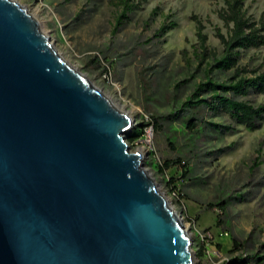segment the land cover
I'll return each mask as SVG.
<instances>
[{"label":"water","instance_id":"water-1","mask_svg":"<svg viewBox=\"0 0 264 264\" xmlns=\"http://www.w3.org/2000/svg\"><path fill=\"white\" fill-rule=\"evenodd\" d=\"M133 124L0 0V264H195Z\"/></svg>","mask_w":264,"mask_h":264},{"label":"rangeland","instance_id":"rangeland-1","mask_svg":"<svg viewBox=\"0 0 264 264\" xmlns=\"http://www.w3.org/2000/svg\"><path fill=\"white\" fill-rule=\"evenodd\" d=\"M13 1L40 23L65 61L134 119L131 132L143 131L136 139L129 138L130 132L127 145L131 153L145 155L143 168L183 220L195 264H226L241 255H263L264 122L258 130L249 131L225 117H208L207 121L235 129L224 134L208 132L188 167L179 164L164 174L155 169L157 164L179 159L167 140L172 129L180 131L182 145L186 136L178 121L170 127L165 121V131L156 132L152 116H168L204 80L203 67L197 66L193 54L197 36L192 16L205 25L207 46L221 55L223 47L215 35L217 28L227 35L218 17L225 0H135V8L115 31L119 0ZM244 9L258 20L264 0H245ZM171 23H175L173 29L157 35L163 25ZM238 64L263 71L264 47L242 50ZM230 76L213 74L217 82H227ZM250 101L264 104V95L252 96ZM255 163L259 166L253 169ZM241 194L244 200H232L226 213L209 207ZM205 231L210 238L202 247L200 237ZM234 239L243 243L241 250H235Z\"/></svg>","mask_w":264,"mask_h":264},{"label":"trees","instance_id":"trees-1","mask_svg":"<svg viewBox=\"0 0 264 264\" xmlns=\"http://www.w3.org/2000/svg\"><path fill=\"white\" fill-rule=\"evenodd\" d=\"M135 0H119L117 8L119 14L116 17V27L114 31L128 18V14L135 8ZM245 0H225V7L218 11V17L227 28V35L220 29H216V37L223 47V52L219 55L216 50L207 46L208 37L204 33L205 25L202 20L192 16L196 26L197 45L194 49V58L197 66L203 67L204 80L196 85L193 94L178 105L168 116H152L156 132H164L178 121L181 125V133L186 136V143L182 145L179 141L177 129H172V136L167 140L172 149L178 151V160L168 161L165 164H157L155 169L160 174L173 166L184 164L188 167V160L195 153L200 141L208 132L224 134L232 132L233 125H221L207 121V118L225 117L232 124L245 127L249 131L258 130L264 122V104L254 105L250 97L264 95V70H249L240 67L238 59L242 50L259 49L264 47V12L258 20L247 16L244 9ZM175 27V23L163 25L158 36H163ZM185 55L186 52H183ZM215 72L230 74L227 82H217L213 78ZM144 126H148L145 124ZM171 129V128H170ZM143 133L135 128L129 138L136 139ZM131 139V140H132ZM264 143V141H263ZM259 163H255V169ZM192 169L189 168V171ZM170 184L173 183L169 181ZM244 200L243 195L234 198L221 200L217 203H210L209 207H219L226 213L232 200ZM218 221V225H220ZM235 250H241L237 239H234ZM203 247V243L201 244ZM226 264H264V254L257 253L250 256H238L229 260Z\"/></svg>","mask_w":264,"mask_h":264},{"label":"built area","instance_id":"built-area-1","mask_svg":"<svg viewBox=\"0 0 264 264\" xmlns=\"http://www.w3.org/2000/svg\"><path fill=\"white\" fill-rule=\"evenodd\" d=\"M126 142H127V139H126ZM205 234H201V240L203 241V244L205 243V242H207L208 240H209V238H210V236L208 235V233H207V231H205L204 232Z\"/></svg>","mask_w":264,"mask_h":264},{"label":"bare ground","instance_id":"bare-ground-1","mask_svg":"<svg viewBox=\"0 0 264 264\" xmlns=\"http://www.w3.org/2000/svg\"><path fill=\"white\" fill-rule=\"evenodd\" d=\"M43 31V30H42ZM43 33H45L46 34V32H44L43 31ZM67 62V61H66ZM68 63V62H67ZM69 64V63H68ZM70 65V64H69ZM71 66V65H70ZM73 67V66H72ZM74 68V67H73ZM75 69V68H74ZM104 94V93H103ZM105 95V94H104ZM106 96V95H105ZM106 97H108V96H106ZM109 98V97H108ZM110 99V98H109ZM111 100V99H110ZM112 101V100H111ZM115 106H116V108L119 110V111H121V112H123V110L117 105V104H114ZM142 155H143V153H142ZM144 157H145V155H143ZM164 195V194H163ZM165 197V196H164ZM166 198V197H165ZM167 199V198H166ZM168 201V200H167Z\"/></svg>","mask_w":264,"mask_h":264}]
</instances>
